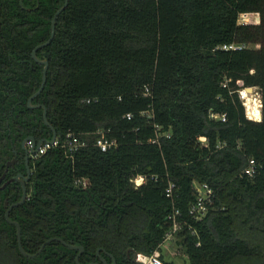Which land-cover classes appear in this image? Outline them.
<instances>
[{
    "label": "trees",
    "instance_id": "1",
    "mask_svg": "<svg viewBox=\"0 0 264 264\" xmlns=\"http://www.w3.org/2000/svg\"><path fill=\"white\" fill-rule=\"evenodd\" d=\"M63 3L0 0V177L14 157L20 163L0 187L24 171L26 138H52L27 101L43 70L31 52ZM240 14L259 23L239 24ZM232 45L243 48L221 49ZM35 57L48 69L31 105L45 107L59 143L71 133L87 146L70 158L59 147L29 157L26 200L9 212L25 253L59 238L83 249L79 264H102L98 249L131 264L129 248L161 252L178 211L173 238L187 264H264V0H68ZM240 87L257 88L256 99L243 104ZM100 129L115 149L92 145ZM137 176L145 182L134 189ZM196 184L213 198L199 220L189 214ZM20 198L16 182L0 189V264H75L78 252L57 242L33 259L20 253L4 207Z\"/></svg>",
    "mask_w": 264,
    "mask_h": 264
},
{
    "label": "built area",
    "instance_id": "2",
    "mask_svg": "<svg viewBox=\"0 0 264 264\" xmlns=\"http://www.w3.org/2000/svg\"><path fill=\"white\" fill-rule=\"evenodd\" d=\"M252 17V22H248V18ZM238 23L243 25H257L259 23V16L257 14H240L238 17ZM243 47H237V46H223L222 50H236V49H242ZM226 84V83H225ZM240 85V84H239ZM225 87V85H223ZM257 88H245L240 87L236 93L239 98V100L246 105L248 102L249 97L252 96V93L255 92ZM147 91V90H146ZM249 91V92H248ZM86 103H89V101H86ZM126 119H130V115H126ZM220 120L222 122L225 121V116L222 115L220 117ZM95 136V140L93 142V146L98 148L101 152H106L111 149H115L117 147V143L114 139L108 138L106 135L105 130H97L93 133ZM168 137V136H167ZM49 141V140H48ZM199 141L204 142V138H200ZM154 143V142H153ZM87 144L80 140L78 136H74L71 133L66 134L65 140L59 143L58 138L55 139V141L51 144L49 143H42L36 154L32 155V158H38L41 155H43L48 149L51 147H59L62 148L67 156V158H70L77 150L86 147ZM26 147L30 149L31 142L28 141L26 143ZM256 171L255 162L253 160H249L247 168L243 171V173L249 177L253 176ZM145 182V177L143 176H137L134 177L130 183L132 184V187L134 189L139 188L142 186ZM76 186L85 187L87 185V182L85 180H76L75 181ZM175 189L174 184L169 183L166 191L165 196L167 198L171 197V194L173 190ZM195 191H196V199L194 204L189 209V214L195 218L196 220H199L201 217L204 216L206 213L208 207L213 203L212 198V191L208 188L205 184H196L195 185ZM177 216H179L178 211H173L172 214L169 216V219L171 221V230L166 234L164 242L170 241L174 234L179 230L180 226L177 221ZM138 261L142 262L143 264H164L163 261L160 259V252L155 251L150 256H144V255H138Z\"/></svg>",
    "mask_w": 264,
    "mask_h": 264
},
{
    "label": "water",
    "instance_id": "3",
    "mask_svg": "<svg viewBox=\"0 0 264 264\" xmlns=\"http://www.w3.org/2000/svg\"><path fill=\"white\" fill-rule=\"evenodd\" d=\"M67 3H68V0H64L63 6L60 9H58L55 12V14L53 15V18H52V21H51V31H50L49 38L43 44H40V45L36 46L33 49V51L31 52V56H32L33 60L37 64L42 65L43 66V70H42V77H41V83H40L39 89L28 99L27 106H28V108H32V109H37V108H41L42 109L43 122L51 130V132H52V138L49 141H47V140H41L39 142H35V140L32 137L26 138L22 142V144H21L22 150L24 152V158H25V164H26V177H23L21 174H18L16 177H14L12 179H9L7 182H5L3 184V186L0 187V189H2L7 183H11V182H16L21 187V198H20V200L17 203H15L13 205H10V206H8V202L5 201L4 202V207H6L5 220H6V222L8 224L13 225L16 228L17 246H18V249H19L20 253L23 256H25L26 258H29V259H33V258H35L43 250V248L48 243H50V242H57V243L62 244L64 247H67L70 250L77 251L78 253H77L76 257H75V264H79L78 263V260H79V257L81 256L82 252H83V249L81 247L68 245V244H66L65 242H63L59 238H51V239L47 240L44 244H42V246L39 248V250L36 252V254L29 255V254L25 253V251L23 250L22 245H21L20 227H19V225L17 223L12 222L9 219V212H10V210L12 208H14V207H17V206L22 205L25 202L26 197H27V193H26V183L29 181V178H30V170L28 168V158L31 157L32 155H35L36 154L39 146L42 143H49V144H51L59 136V133H57L54 130V128L51 125H49V123L47 122V119H46V109H45V107L43 105H31V103L42 92V90L44 88V85H45V82H46V73H47V69H48V63H47V61L46 60H39V59H37L35 57V54H36L37 50L42 49V48L48 46L51 43V41H52V39L54 37V33H55V23H56V19L59 16V14L62 13V11L66 8ZM43 57L44 58H47V54L44 53L43 54ZM28 141L31 142L30 149H28L26 147V143ZM15 162H16V158H13L12 160H10L9 162L6 163L4 173L0 177V183L5 178V175H6L7 171H8V169L11 168V167H13L14 164H15ZM100 252H102L105 256H107L111 260L112 264H116L115 260L113 259V257L110 254L104 252L103 249H98L96 251V256L99 258V260H100V262H102V264H106V261H105V259L103 257L100 256ZM130 254H131V257H130ZM138 255H140V254H138L137 252H135L132 248H129L126 251V256L129 258L131 264H143L142 262H139L138 261ZM90 264H98V263H90Z\"/></svg>",
    "mask_w": 264,
    "mask_h": 264
},
{
    "label": "rangeland",
    "instance_id": "4",
    "mask_svg": "<svg viewBox=\"0 0 264 264\" xmlns=\"http://www.w3.org/2000/svg\"><path fill=\"white\" fill-rule=\"evenodd\" d=\"M248 22H252V17L248 18ZM255 90L256 93L253 92L252 96L249 97L251 98V100H255L257 97L258 90ZM161 247L162 255L167 262H172L174 264H187L185 257L183 256L180 248L176 244V239L173 238L170 241L164 242Z\"/></svg>",
    "mask_w": 264,
    "mask_h": 264
},
{
    "label": "flooded vegetation",
    "instance_id": "5",
    "mask_svg": "<svg viewBox=\"0 0 264 264\" xmlns=\"http://www.w3.org/2000/svg\"><path fill=\"white\" fill-rule=\"evenodd\" d=\"M21 156H22V155H21ZM14 158H15V157H14ZM28 159H29V158H28ZM18 164H20V163H19V158H18V159L16 158V162H15V164H14L13 167H15V166L18 165ZM23 165H24V167H23V168H24V171H23L24 173H23L22 171H21V172H18L14 177H16L18 174H21L23 177H26V164H25V158H24V163H23ZM13 167H11V168H13ZM28 168H29V167H28ZM14 177H13V178H14ZM10 179H12V178H10ZM7 181H8V180H7ZM7 181H6V182H7ZM7 184H8V183H7ZM7 184H6V185H7ZM6 185H5V186H6ZM5 186H4V187H5ZM4 187H3V188H4ZM3 188H2V189H3Z\"/></svg>",
    "mask_w": 264,
    "mask_h": 264
},
{
    "label": "bare ground",
    "instance_id": "6",
    "mask_svg": "<svg viewBox=\"0 0 264 264\" xmlns=\"http://www.w3.org/2000/svg\"><path fill=\"white\" fill-rule=\"evenodd\" d=\"M248 92H249V91H248ZM250 101H251V98L248 99V102H247V103H249Z\"/></svg>",
    "mask_w": 264,
    "mask_h": 264
},
{
    "label": "crops",
    "instance_id": "7",
    "mask_svg": "<svg viewBox=\"0 0 264 264\" xmlns=\"http://www.w3.org/2000/svg\"><path fill=\"white\" fill-rule=\"evenodd\" d=\"M160 254H162V252H160Z\"/></svg>",
    "mask_w": 264,
    "mask_h": 264
}]
</instances>
